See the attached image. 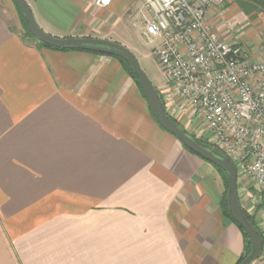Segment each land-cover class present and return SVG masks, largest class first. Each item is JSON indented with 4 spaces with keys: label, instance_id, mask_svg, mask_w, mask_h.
Here are the masks:
<instances>
[{
    "label": "crops",
    "instance_id": "obj_1",
    "mask_svg": "<svg viewBox=\"0 0 264 264\" xmlns=\"http://www.w3.org/2000/svg\"><path fill=\"white\" fill-rule=\"evenodd\" d=\"M26 1L52 36L148 55L125 38L139 19L142 35L144 0ZM14 5L0 0V264H236L244 237L217 168L156 122L119 60L38 47ZM210 21L264 60L255 4L225 0Z\"/></svg>",
    "mask_w": 264,
    "mask_h": 264
},
{
    "label": "built area",
    "instance_id": "obj_2",
    "mask_svg": "<svg viewBox=\"0 0 264 264\" xmlns=\"http://www.w3.org/2000/svg\"><path fill=\"white\" fill-rule=\"evenodd\" d=\"M112 1L95 4L107 7ZM224 3L144 0L142 37L167 84L195 109L217 146L264 187V60L251 61L241 44L217 33L210 14ZM226 27L233 30L234 22ZM253 264H264V247Z\"/></svg>",
    "mask_w": 264,
    "mask_h": 264
},
{
    "label": "water",
    "instance_id": "obj_3",
    "mask_svg": "<svg viewBox=\"0 0 264 264\" xmlns=\"http://www.w3.org/2000/svg\"><path fill=\"white\" fill-rule=\"evenodd\" d=\"M23 13L27 27L31 34L40 42L58 49L83 50L112 55L122 58L132 68L146 101L156 122L167 132L174 135L185 147L201 158L222 169L228 176V204L232 218L243 228L248 236L252 250L240 264L256 262L264 247L262 235L248 220L239 194L238 169L236 164L226 154L215 147L205 144L193 136L188 130L177 124L166 110L157 87L149 79L141 67L135 54L124 44L103 38L94 37H65L52 36L38 25L33 10L26 0H15Z\"/></svg>",
    "mask_w": 264,
    "mask_h": 264
},
{
    "label": "rangeland",
    "instance_id": "obj_4",
    "mask_svg": "<svg viewBox=\"0 0 264 264\" xmlns=\"http://www.w3.org/2000/svg\"><path fill=\"white\" fill-rule=\"evenodd\" d=\"M118 1L119 0H115V3ZM128 1L129 0H123L125 5L128 3ZM14 6L19 18L22 19L20 10L18 9L16 3ZM22 28L24 30L23 20ZM141 29L142 22L139 19L136 21L134 26H131L130 30L128 31L129 34H125V38L128 40L134 39L139 41L144 51L148 54L144 57L136 53L135 56L152 83L156 87L160 85L158 90L168 113L191 134L220 149V147L215 143L213 135L208 129L207 124L201 120V118L195 112V109L189 103L184 101L182 97L167 84L166 77L161 66L159 65L158 60L151 54V46L148 45L142 38ZM116 38L123 39L122 37ZM27 39L29 42L36 43L34 40H31L28 37ZM246 167L247 166L242 164L238 165L239 194L244 210L250 216L254 217L258 230L262 233L264 240V187L257 185L252 180V178L246 172Z\"/></svg>",
    "mask_w": 264,
    "mask_h": 264
},
{
    "label": "trees",
    "instance_id": "obj_5",
    "mask_svg": "<svg viewBox=\"0 0 264 264\" xmlns=\"http://www.w3.org/2000/svg\"><path fill=\"white\" fill-rule=\"evenodd\" d=\"M15 1V0H14ZM249 2H252L253 4H255L259 9H261L262 11H264V0H247ZM18 9L20 10V13H21V17H22V20H23V26H24V36L25 37H28L30 38L31 40H34L38 47H46V48H50V49H54V50H60V51H71V49H58V48H54L52 46H49L43 42H40L37 38H35L31 32L29 31L28 27H27V24H26V21H25V18L23 16V13L21 12V9L19 8L17 2L15 1ZM92 53H96V52H92ZM96 54H101V53H96ZM106 55V54H105ZM109 56H112V55H109ZM114 58H116L117 60H119L121 62V64L123 65L124 69L127 71V73L130 75V77L133 78V80L135 81L136 85L138 86V88L140 89V91L142 92V94L144 95V92H143V89L141 88L135 74L133 73V70L131 68V66L126 62L124 61L122 58L120 57H117V56H112ZM145 97V95H144ZM153 116V114H152ZM174 121L179 124L175 119ZM180 125V124H179ZM181 126V125H180ZM182 127V126H181ZM183 128V127H182ZM195 136V135H193ZM196 137V136H195ZM197 138V137H196ZM199 139V138H198ZM200 141L204 142L205 144H209L210 146L212 147H215L217 150H219L220 152H222L220 149H218L216 146L202 140V139H199ZM187 148V147H186ZM188 149V148H187ZM190 150V149H188ZM191 151V150H190ZM193 152V151H191ZM223 153V152H222ZM215 166V165H214ZM217 168V170L220 172L221 176H222V179L224 180V183H225V186H226V192H225V195L221 201V208H222V212L224 213V215L229 218L230 220H232L238 227L239 229L241 230L242 234H243V237H244V246H245V249H244V253L241 255V257L238 259L237 263L236 264H240L243 259L251 252L252 250V246H251V242L248 238V236L246 235V233L244 232L243 228L232 218L231 214H230V211H229V204H228V188H229V180H228V176L227 174L220 168H218L217 166H215ZM245 211V210H244ZM245 214L248 218V220L253 224V226L258 230V227H257V224H256V221L254 219V217L250 216L246 211H245ZM261 233V232H260ZM262 235V233H261ZM262 238H263V235H262Z\"/></svg>",
    "mask_w": 264,
    "mask_h": 264
}]
</instances>
